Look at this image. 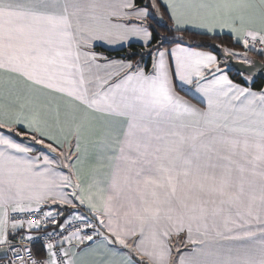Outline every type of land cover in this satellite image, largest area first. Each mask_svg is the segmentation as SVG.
Masks as SVG:
<instances>
[{"label":"snow or ice","instance_id":"1","mask_svg":"<svg viewBox=\"0 0 264 264\" xmlns=\"http://www.w3.org/2000/svg\"><path fill=\"white\" fill-rule=\"evenodd\" d=\"M164 15L178 39L154 36ZM189 29L228 34L243 51L213 47L249 66L244 83L184 45ZM131 42L139 59L94 50ZM249 53L264 57V0H0L8 264H264V88Z\"/></svg>","mask_w":264,"mask_h":264},{"label":"trees","instance_id":"2","mask_svg":"<svg viewBox=\"0 0 264 264\" xmlns=\"http://www.w3.org/2000/svg\"><path fill=\"white\" fill-rule=\"evenodd\" d=\"M146 2V0H145ZM150 27L154 30V36L158 39L160 36L169 35L179 38V34L170 32L172 29V24L167 15H164L163 18L154 17L149 21ZM183 44L192 46L193 48H197L200 50H212L216 55L219 56L221 60H225L226 58L223 56L221 47H213L215 45H220L222 47H230L235 51H242V48L234 44L233 39H231L228 35H217L216 37H212L211 35L201 34L193 31H187L183 37ZM155 43V42H154ZM166 47H175V44H168ZM96 50L102 51L105 56L109 59H124L127 57L135 56L139 59L140 54H142L145 50L139 44H131V46L124 47L123 49L117 51H108L104 48H96ZM255 54V53H252ZM257 55V54H255ZM260 56V55H258ZM256 58V56H252ZM262 57L260 56V59ZM230 75L232 79L238 83H244V79L242 75H238V73L234 70H230ZM253 89L260 90L264 88V80H254V83L251 85ZM67 214V213H66ZM68 215V214H67ZM22 232V229L19 230ZM35 251H42L41 247H36Z\"/></svg>","mask_w":264,"mask_h":264},{"label":"crops","instance_id":"3","mask_svg":"<svg viewBox=\"0 0 264 264\" xmlns=\"http://www.w3.org/2000/svg\"><path fill=\"white\" fill-rule=\"evenodd\" d=\"M188 31H193V32H197V33H202V30H199V29H189ZM203 34L211 35V34H207V33H203ZM222 35H228V34H222ZM228 36H229V35H228ZM131 44H139V45H140L139 42H131ZM124 47H127V45H120V44H117V45H111V46H109V45H100V46L95 47L94 50H95L98 54H100V55L106 57L105 54H104L102 51H100V50H96V48H104V49H106V50H108V51H117V50L123 49ZM197 50H200V49H197ZM217 56H218V55H217ZM108 59H109V58H108ZM218 59H220L219 56H218ZM109 60H121V59H109ZM220 60H221V59H220ZM221 61H222V63H221V68H222L223 70H225V72L229 75V78L232 79V77H231V75H230V70L232 69L231 65L229 64L228 61L225 62L224 59L221 60ZM236 61H239V60H236ZM245 75H246V74L242 75V78H243V79H244V76H245ZM232 80H233V79H232ZM233 81H234V80H233ZM234 82H236V81H234ZM236 83H238V82H236ZM253 90H256V89H253ZM256 91H258V90H256ZM181 95L183 96L184 93H181ZM184 98H185V99H188L190 103H193V104H196V103H197L196 100L192 99L191 95H189V96H185ZM197 106H200V105H197ZM47 207H49V206H48V205H45V206H43L42 208L47 209ZM51 207H53V208H60L61 206H59V205H52ZM74 212H86V210L83 209V208H79V209L68 208V209L65 211V213H67L68 215H69V214H72V213H74ZM84 246H85V245H81V247H84ZM123 251H126V250H123ZM0 256L4 257V259H5V258L8 256V253H7V255L5 256V254H4V250H3L2 248H0Z\"/></svg>","mask_w":264,"mask_h":264},{"label":"built area","instance_id":"4","mask_svg":"<svg viewBox=\"0 0 264 264\" xmlns=\"http://www.w3.org/2000/svg\"><path fill=\"white\" fill-rule=\"evenodd\" d=\"M264 58V57H263ZM46 210L45 208H42V211ZM18 216V218L20 219H27L28 221H31L32 219H35L36 217L40 216L41 213H35V214H26V215H22V214H16ZM53 225L49 224L47 226V228H43L40 231H36L33 230L32 231V236L35 238L34 241L29 244L28 246L33 247L34 249L36 247H41L42 245H44L47 241L45 239V233L47 231H51L53 230ZM28 232L27 228L22 229V232H19L20 234L16 236L15 240L13 241V243L15 244H22V243H26V241L24 240V235ZM87 243V242H86ZM23 254V253H22ZM13 254L12 252H8V256L3 259L2 261H0V264H8V261L12 258ZM17 264H19V262L17 261Z\"/></svg>","mask_w":264,"mask_h":264},{"label":"water","instance_id":"5","mask_svg":"<svg viewBox=\"0 0 264 264\" xmlns=\"http://www.w3.org/2000/svg\"><path fill=\"white\" fill-rule=\"evenodd\" d=\"M251 60L255 62L251 69V74L254 77V80H264V61L253 57ZM228 62L236 72L242 71L244 74L248 75L249 66L247 64H241L240 61H235L234 59H231ZM64 215H66V213H64Z\"/></svg>","mask_w":264,"mask_h":264},{"label":"rangeland","instance_id":"6","mask_svg":"<svg viewBox=\"0 0 264 264\" xmlns=\"http://www.w3.org/2000/svg\"><path fill=\"white\" fill-rule=\"evenodd\" d=\"M243 51V50H242ZM252 56H256V55H254V54H252V53H249V55H248V58L251 60L252 59ZM257 59H259V57H257ZM235 61L237 60V59H234Z\"/></svg>","mask_w":264,"mask_h":264}]
</instances>
